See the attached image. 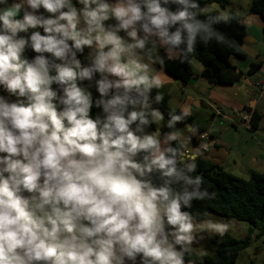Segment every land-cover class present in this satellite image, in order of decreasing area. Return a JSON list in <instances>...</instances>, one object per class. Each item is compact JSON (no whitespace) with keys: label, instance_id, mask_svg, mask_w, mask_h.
<instances>
[{"label":"clouds","instance_id":"clouds-1","mask_svg":"<svg viewBox=\"0 0 264 264\" xmlns=\"http://www.w3.org/2000/svg\"><path fill=\"white\" fill-rule=\"evenodd\" d=\"M77 2L79 11L72 0H0V86L17 98L0 96V264H185L195 231L223 237L230 223L182 211L214 197L192 175L210 145L189 151L191 136L176 128L187 106L169 112L170 131L161 134L164 117L152 105L162 96L151 93L164 80L155 65L160 50L183 62L197 41L223 42L215 26L234 16L199 0ZM41 8L53 15H37ZM241 22L251 27L254 17ZM37 28L45 35L19 36ZM26 48L39 55L25 59ZM84 80L94 81L103 118H90L91 95L77 83ZM154 169L162 185L150 178Z\"/></svg>","mask_w":264,"mask_h":264},{"label":"trees","instance_id":"trees-1","mask_svg":"<svg viewBox=\"0 0 264 264\" xmlns=\"http://www.w3.org/2000/svg\"><path fill=\"white\" fill-rule=\"evenodd\" d=\"M229 2L230 0H199L201 7L206 3H216L223 9L227 7ZM72 3L77 8L78 2L72 0ZM163 6L173 12L181 8L180 5L172 3ZM45 12L46 10L41 8L37 12V15H43ZM229 13L233 14V19L227 24L220 23L215 26L219 34L223 37V42L218 43L216 40H212L205 45L197 41L193 52L188 56L187 60L182 62L179 58L162 59V62L157 63L155 67L158 69L162 68L173 79L187 86L190 80L196 75L192 67V61L196 60L203 68L201 76L209 83L215 86H221L233 85L239 82L243 78V73L238 71L231 59L234 57L239 59L247 58L248 55L243 49L247 29L241 22L244 18L243 16H239L234 11H229ZM248 14L258 15L264 21V0H252ZM198 19L204 20L205 17L200 16ZM33 31H39L41 35H45L42 28H37L29 29L28 33H20L19 36L27 38ZM23 55L25 59L31 61L39 54L35 53L31 48H26ZM44 55L52 59L51 54L45 53ZM86 56V50L84 49V53L78 54L77 58L82 63H86ZM54 62L61 63L58 60ZM262 67V62L252 63L249 73H256ZM96 79H99V74L96 75ZM77 83L79 87L85 89L91 95L93 106L90 109V118L95 119L98 115L103 118L105 115L103 109L95 106V101L100 98V95L95 88L94 81L89 82L84 80L77 81ZM52 89L57 92L58 96L62 95V90L58 85L53 84ZM0 96H4L6 99L8 96V93L2 86H0ZM16 99V97L11 96L10 101L15 102ZM54 103H57L58 111L63 110V105H60L57 101H54ZM152 107L158 109L164 117L163 125L160 128L161 134L163 135L169 132L170 129L166 127L169 112L174 111L178 114L181 110L170 106V97L168 95L161 99V103H153ZM261 120L262 114L254 111L251 115V128L257 131ZM181 123L195 127L198 133L205 132L204 129L195 123V119L192 116L186 117ZM65 126H68L67 121H65ZM132 127L134 129L135 125ZM156 127L155 124H152L145 131L147 133L154 132ZM144 155L145 153L138 154L135 158L136 162L144 164ZM204 155L196 159L195 163L197 167L192 175H199L202 179L201 187L209 193H214V197L212 199L194 200L190 209L182 208V211H189L196 221L205 219L203 214L207 212L217 214L227 220L246 222L251 227L249 235L245 240L236 239L229 234H224L216 244L212 255H205L202 258H198L192 253L186 254L184 257L185 264H236L241 252L251 246L255 232H257L256 238H264V172H251L249 178L244 179L229 173L223 166L202 158ZM150 178L157 186L164 183V178L161 176V173L155 169L151 173ZM171 186L176 190L181 188L180 184H173ZM24 195L29 194L25 193Z\"/></svg>","mask_w":264,"mask_h":264},{"label":"rangeland","instance_id":"rangeland-1","mask_svg":"<svg viewBox=\"0 0 264 264\" xmlns=\"http://www.w3.org/2000/svg\"><path fill=\"white\" fill-rule=\"evenodd\" d=\"M213 6L216 12L234 11L239 16H241V15H244L246 10L250 8L251 0H243V4L240 2V0H236V3H233V0H230L229 4L227 5L225 9L221 8L216 3H214ZM52 15L53 14H50L47 12L44 13L45 17H49ZM262 42H263L262 44H264V31L262 34ZM261 45H258L256 43L255 46L253 47V50L257 52L258 54L257 56L250 52V54H248L246 59H239L237 57H234L231 59L232 63L233 64L235 63L238 71H241L243 73L244 78L248 79L254 84L253 86L255 87V89L253 87L251 88L250 86H248V84H246L243 80H241L238 85H240V87H243L244 89H248V90L254 89L253 92L256 95L257 93L255 90L258 89L256 87L257 81H260V82L263 81L264 83V70H262L263 68L262 67L258 72L250 74L249 69L252 63H258V62L264 63L263 62L264 61V47L263 45L262 46ZM86 49L88 50L87 47ZM89 51H91V49ZM160 52L161 53L159 55L161 56V58L166 59V57L163 55V50H160ZM258 56L260 57L258 58ZM192 64L193 66H195V70H197L196 68H199V67L202 68V65L196 60L194 62L192 61ZM203 81H206V80H203ZM177 84L178 85L175 87H171V86L165 87L166 92L171 96L170 103L173 107L175 106L181 107L182 105L187 106L188 102L184 104V102L186 101V97H183L180 90L177 89V88H182L184 86L180 84L179 81L177 82ZM186 87H189V85H187ZM183 89L184 91H189L187 92L189 96H192L193 98L199 97L196 91L192 89L187 90V88H183ZM209 95L210 94L206 95V97H208ZM260 102L261 103L259 106L260 108L259 111L262 114V120L259 123V128H258V131H259L258 135H260L259 140L256 139V135L252 134L249 130H247L244 125L237 126L236 128L237 130H234L232 126V124L234 123L233 121H230L229 118H223V116H221L220 118H217V120L218 119H221V120L215 121V119L212 118V115H213L212 109H209L206 105H203L201 108H198L195 105V103H191L188 105H189L190 115H195L197 119L196 120L194 118L196 120L195 123H197V121L198 122L204 121L205 123H207L206 121L208 120L211 124H213L212 130L214 131L215 135L220 136L223 133V136H222V141L224 142L223 144L225 146H228V151L230 150V146L233 147V150L230 152H232L233 156H236V155L242 154L244 150L247 152L255 148L260 153L264 154V143H263L264 135L262 136V134H264V96L260 99ZM220 106L221 105H218V107ZM220 109L223 111L225 115L230 114L225 107H220ZM232 115L237 116V118H240L241 120V118L243 119L245 115L247 114L244 113L241 116L239 113L238 115L237 113H233ZM163 122L164 120L161 122V127L163 125ZM257 145H259L260 147L258 146L257 148ZM260 161H261L260 163H262L263 160L260 159ZM260 168H261L260 165L253 164L252 162L249 161L248 158L244 161L241 160L238 168H236V166L233 164H227L225 167V169L229 173L237 177H242L244 179H248L251 172H257V173L264 172V168L262 169ZM209 214L210 215L205 217V219H212L214 221H218L222 223H230V228L225 234H229L232 237L236 239H240V240H245L247 236L249 235V230L251 226L248 223L239 222L236 220H227L224 217H221L214 213H209ZM256 235H257V232H255L253 236V242L251 243V246L241 252L236 264H262L264 262V238H256ZM194 237L195 239L191 246L192 247L191 253L194 254L198 258H202L205 255H212L216 248V244L221 239V236H218L215 234L210 235L207 232H203L200 230H197L194 232Z\"/></svg>","mask_w":264,"mask_h":264},{"label":"crops","instance_id":"crops-1","mask_svg":"<svg viewBox=\"0 0 264 264\" xmlns=\"http://www.w3.org/2000/svg\"><path fill=\"white\" fill-rule=\"evenodd\" d=\"M12 2H13V0H9V5H11ZM109 2L112 3V2H115V0H109ZM251 2H252V0H251ZM0 7H2V6H0ZM82 7L83 6L78 3L77 10L79 11ZM248 10H246L244 15H241V16H244V17L245 16H253L254 22H253L251 27L245 26L247 29V35H246L245 40H244L243 49L245 50L247 55L250 54V52H251L252 54L257 56L258 54H257V52H255L253 50V47L255 46L256 43L258 45H261L263 43L262 42V34L264 31V21L258 15H249ZM22 17H23V12H21L19 14L18 18H22ZM115 23H116L115 20L110 19V20L105 22V26L107 27L109 25H114ZM80 27H83V25H81ZM119 35L122 38H126L124 32H120ZM262 45L264 47V44H262ZM85 50H86V54L88 55L90 49L88 48V50H87L85 48ZM259 57L260 56H258V58ZM166 59H169V58L166 57ZM172 59H176V58H172ZM194 61L195 60H193V62ZM234 65H235V63H234ZM192 67H193L196 75L190 80V82L188 84L189 87H186L185 85H183L184 87L177 88L178 90H180L182 96L186 97V101L184 102V104H186L187 102H188V104L195 103V105L198 108H201L203 105H206L209 109H212V111H213L212 118H214L215 121L221 120V119L217 120V118H220L221 116H223V118H229L230 121H233V123L235 125L234 126L232 124L234 130H237L236 129L237 126L244 125L246 127V129L249 130L252 134L256 135V139L259 140L260 135H258V133H259L258 130L257 131L253 130L251 128V124L247 125L246 123H244L242 118L240 120V118H237V116L232 115V114L237 113V115H238V113H239L242 116L244 113L247 115H252V113L254 111L260 112L259 111L260 110L259 106L261 103L260 99L264 96V93H263L264 92V83H263V81L262 82L257 81L256 87L259 83H261L262 86L257 87L258 89L255 90L257 93V95H256L253 92V90L255 89V87L253 86L254 84L251 81H249L248 79H245L244 76L241 80H243L246 84H248V86H250L251 88L253 87L254 89L248 90V89H244L243 87H240V85H238V84L240 83L241 80L239 82L233 84V85L215 86V85L209 83L206 79H204L201 76L203 68L199 67V68H196L197 70H195V66H193V64H192ZM262 70H264V63H263ZM163 80H164L163 86L159 90L153 89L151 96L155 97L158 94V92H160L162 98L164 96L168 95L170 97V101H171V96L166 92L165 87H167V86L175 87L178 85L177 84L178 81H176L171 76H169L165 72V70H163ZM203 80H206V81H203ZM183 88H187V90L192 89V90L196 91L197 94L199 95V97L193 98L192 96H189V94L187 93L189 91H184ZM208 94H210V95L208 97H206V95H208ZM202 98H204V99H202ZM188 104H187V106L189 108ZM197 104H199V105H197ZM218 105H221L220 107H225L228 110V112L231 114V116H230V114L225 115L223 113V111L220 109V107H218ZM170 106L172 108L179 109V110H181L182 108L185 107V105H182L181 107H176V106L173 107L171 105V103H170ZM189 116H192L196 119L195 115H189ZM196 120H195V122H196ZM206 122L207 123H205L204 121H201V122L197 121L196 124L200 128L204 129V131L206 133H209L211 135L213 148L211 147V150L207 154H205L202 158H204L206 160H210L215 164L223 166L224 168L226 167L227 164H233L236 166V168H238L240 161L241 160L244 161L248 158L250 162L255 160L254 164L260 165V167H261L260 169L264 168V154L263 153H260L255 148V149H251L247 152L244 150V152L242 154L233 156L232 152H230L233 150V147L230 146V150L228 151V146H225L223 144L224 143L222 141L223 133L220 136L215 135L214 131L212 130L213 124H211L208 120ZM184 126H185V124H182L180 122L176 125V128L178 130H181L183 135H190L191 136V144L189 145V149L192 150L193 149L192 143L195 142L197 135H198V132H196L195 135H192L191 133L185 132ZM263 135L264 134H262V136ZM182 138H183V136L181 137V139ZM258 146L259 145H257V148H258ZM260 159L263 160L262 163H260L261 162Z\"/></svg>","mask_w":264,"mask_h":264},{"label":"built area","instance_id":"built-area-1","mask_svg":"<svg viewBox=\"0 0 264 264\" xmlns=\"http://www.w3.org/2000/svg\"><path fill=\"white\" fill-rule=\"evenodd\" d=\"M261 86H262L261 83H259L257 85V87H261ZM7 99L11 100V95L9 93H8ZM243 121H244V123L250 125L251 124V115H245V117L243 118ZM203 133H206V132H203ZM203 133H198L195 142L192 143L193 149L197 148L201 143H208L210 145L207 150H202V155L207 154L210 151V148L213 146L212 145V137L209 133H207V139L206 140L201 139V134H203ZM263 143H264V140H263ZM189 151H191V150L189 149Z\"/></svg>","mask_w":264,"mask_h":264}]
</instances>
